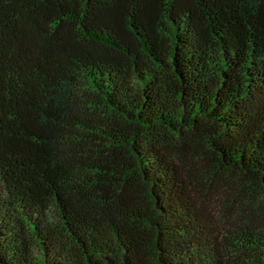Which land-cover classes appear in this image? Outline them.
Segmentation results:
<instances>
[{
  "label": "trees",
  "instance_id": "1",
  "mask_svg": "<svg viewBox=\"0 0 264 264\" xmlns=\"http://www.w3.org/2000/svg\"><path fill=\"white\" fill-rule=\"evenodd\" d=\"M0 264H264V0H0Z\"/></svg>",
  "mask_w": 264,
  "mask_h": 264
},
{
  "label": "rangeland",
  "instance_id": "2",
  "mask_svg": "<svg viewBox=\"0 0 264 264\" xmlns=\"http://www.w3.org/2000/svg\"><path fill=\"white\" fill-rule=\"evenodd\" d=\"M228 187L229 186L227 183H223V182L217 183L213 187L214 190L212 192V198L217 197V196L221 197V196L225 195Z\"/></svg>",
  "mask_w": 264,
  "mask_h": 264
}]
</instances>
